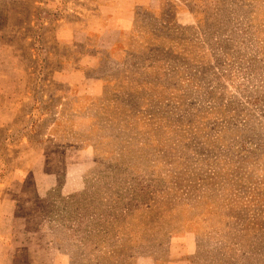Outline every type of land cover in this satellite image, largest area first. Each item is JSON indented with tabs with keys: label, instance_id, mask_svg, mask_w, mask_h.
<instances>
[{
	"label": "rangeland",
	"instance_id": "1",
	"mask_svg": "<svg viewBox=\"0 0 264 264\" xmlns=\"http://www.w3.org/2000/svg\"><path fill=\"white\" fill-rule=\"evenodd\" d=\"M0 264H264V0H0Z\"/></svg>",
	"mask_w": 264,
	"mask_h": 264
},
{
	"label": "crops",
	"instance_id": "2",
	"mask_svg": "<svg viewBox=\"0 0 264 264\" xmlns=\"http://www.w3.org/2000/svg\"><path fill=\"white\" fill-rule=\"evenodd\" d=\"M122 4H123V6H124V3L122 2ZM123 6H121V4H120V2L118 1L117 3H116V5H115V7H116V10L118 9L119 10V7H122V8H125V7H123ZM111 22V23H110ZM107 23H110L109 25H107V26H103V27H100L99 28V32H100V37H99V39H101L103 36H105L106 38H107V40H105V41H108V42H106L107 44V47H105V48H109V50L110 49H112L114 46H116L117 45V43L120 41V39H121V37H122V34H123V31L126 29V27L124 26V24H119V23H117V22H114V21H108ZM123 23V22H122ZM69 24H70V32H71V34H70V36L67 38V39H65V40H59L60 42L61 41H65V42H69V46H70V52L71 53H76V55L78 56V58H77V62H82V63H87V62H95L94 61V54L93 53H91V55H90V53H84L83 55H81L80 53H79V50L81 49V48H84V50L85 51H87V52H90L91 50H92V52H94V49H91V46H93L92 44H87V43H85V44H80L79 42H80V40H77L78 42H76L75 44H74V42H75V35L77 34V32H78V29L76 28V26L75 27H73V23H71V22H69ZM82 28H79V32H80V30H81ZM98 30V29H97ZM109 60V59H108ZM107 60V61H108ZM62 62L63 63H66L67 62V60H65V59H63L62 60ZM70 62H72V60H70ZM96 62L98 63V62H100L98 59L96 60ZM66 74H69V75H71L70 73H65V75ZM69 77L70 76H67L66 78H68L69 79ZM71 77H72V75H71ZM70 77V78H71ZM96 77H99V76H96ZM63 79H64V77H63ZM85 76H84V73H82V74H77V76H76V80H78L79 81V83H80V85L82 84V82L83 81H85ZM80 88H81V86H80ZM84 90H79L78 92H74V95H73V98L75 99V98H79V97H83L82 95L84 94V92H83ZM19 108H14V111H17ZM73 109V108H72ZM14 130H18V129H14Z\"/></svg>",
	"mask_w": 264,
	"mask_h": 264
}]
</instances>
